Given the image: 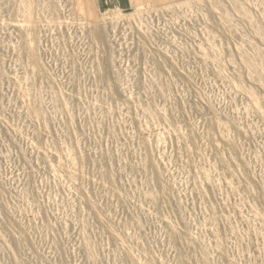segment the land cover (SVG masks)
<instances>
[{
    "label": "rangeland",
    "instance_id": "obj_1",
    "mask_svg": "<svg viewBox=\"0 0 264 264\" xmlns=\"http://www.w3.org/2000/svg\"><path fill=\"white\" fill-rule=\"evenodd\" d=\"M84 8L0 0V264H264V0Z\"/></svg>",
    "mask_w": 264,
    "mask_h": 264
},
{
    "label": "crops",
    "instance_id": "obj_2",
    "mask_svg": "<svg viewBox=\"0 0 264 264\" xmlns=\"http://www.w3.org/2000/svg\"><path fill=\"white\" fill-rule=\"evenodd\" d=\"M85 3V11L90 18L107 11H126L137 3H143L146 0H82ZM178 1V0H171ZM88 17V18H89Z\"/></svg>",
    "mask_w": 264,
    "mask_h": 264
}]
</instances>
